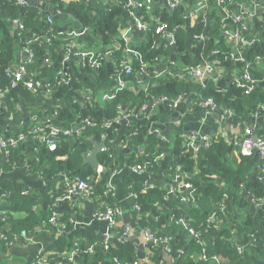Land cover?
Here are the masks:
<instances>
[{
  "label": "trees",
  "instance_id": "obj_1",
  "mask_svg": "<svg viewBox=\"0 0 264 264\" xmlns=\"http://www.w3.org/2000/svg\"><path fill=\"white\" fill-rule=\"evenodd\" d=\"M33 1H43L58 15L29 3L21 5L17 0H0V90L9 87L10 79L6 72L13 69V63L20 51L28 46L33 57V61L26 67L28 75L36 80L37 77L31 74L39 71L38 78L49 83L50 88L55 91L56 98L69 97L71 92L80 88L81 83L71 75L69 69L66 72L70 76V82L57 84L64 67L67 37L66 32L59 27L60 18L70 16L80 25L78 28L86 27L92 36L93 47L97 46L96 40L100 41V46L109 45L118 38L121 28L128 22L123 9L124 0H119L114 5L100 7L95 14H92L91 8L97 7L93 0L89 3L82 0ZM210 1L214 11L209 10L212 15L209 25L197 18L186 27L187 8L182 4L174 8L158 6L150 14L141 6L138 16H144L148 20L157 18L165 23L163 32H171L174 37L173 47L176 53L172 55V59L183 65L192 66L204 61L212 62L219 54L224 60L216 67L221 71V67L231 66L234 62L230 58L231 49L225 42L223 23L215 13L216 0ZM182 2L187 3L185 0ZM47 15L52 18L53 26L45 20ZM14 20L22 25L23 30L13 27ZM225 26L239 29L244 36L249 34L240 28V23ZM252 26L259 40L245 49L246 60L254 61L256 58L264 60V37L258 34L262 23L254 18ZM49 29L54 33L49 43L32 39L27 44L28 37L31 39L33 35H44ZM163 34L155 33L154 26H151L144 34L142 45L137 46L140 58H132L130 61L131 74L127 76L128 79L136 77L137 74H140L141 80L149 76L146 89L122 88L111 101L102 105L94 100L79 103L69 98L68 105L57 108L59 113L57 121L63 126L68 127L71 122L81 119H88L91 123L86 125L83 133L75 139L61 136L54 150H49L45 144L35 145L34 163L45 179L54 176L56 172L77 177L92 185L95 196L114 206L116 204L113 199L105 196L103 188L105 179L98 180L97 177H92L94 171L89 164L83 162V154L92 146L90 137L105 144L114 139L120 127L116 122L120 108L128 104L140 107L163 97L171 100L193 96L195 104L209 99L218 109L231 111L234 116L245 120L264 106V83L249 91L226 77L206 83H199L191 78L179 79L174 74L154 77L153 64L168 51L165 46L166 37ZM188 38L195 39L192 49H188ZM153 43L158 46H153ZM122 55L123 47L120 45L108 61L103 58L99 68L83 65L80 67L84 68L79 71L86 73L87 83L103 89L110 87L116 76L122 73L118 72ZM236 64L241 68L244 62ZM153 120L154 116L150 118V121ZM105 122H110V125L104 126ZM126 127L130 129L125 136L129 143L123 150L132 152L135 146L143 149L142 155L130 157L127 162L129 165L148 161V172L153 173L156 166L154 157L162 153L169 155L170 172L178 168L184 174L183 181L189 183L194 190L196 201L186 209L178 204L179 199L168 196L164 188L154 185L146 189L142 179H134L126 174L123 177V184L130 186V191L136 195L133 204L138 205L139 213L149 212L154 205L158 209L156 222L148 227L154 235L168 238L171 264H212L214 256L220 259L221 264H264V178L263 171L257 167L260 157L256 151L234 156L233 144L221 136L212 137L207 146H202L197 151L186 150L181 138L164 142L154 133L148 132L150 122L147 120L135 119ZM11 154L12 148L8 155L2 154L4 162L10 161ZM97 157L99 162L108 159L104 152H100ZM259 199L262 201L255 207L254 202ZM10 201L12 206H7L10 211L24 210L27 214L22 219H15L9 214L4 221H0L4 226H8L7 237L0 239V264H7L4 258L11 239L22 234L32 235L37 224L42 221L48 223L51 215L50 206H47L45 198L35 200L36 203H40L38 212H34L31 207L34 203L32 198L13 193ZM211 215H214L213 223H210ZM180 218H186L200 237L191 236L188 230L179 224ZM61 222L62 217L59 223ZM48 227L55 229L52 224H48ZM65 229L68 231L70 228L66 226ZM114 232L124 236L120 226L116 227ZM251 233L258 238L260 244L248 245L241 253L238 252L237 246L246 242ZM158 247L161 246L153 243L150 245L155 254ZM73 248L78 249L73 258L76 264H133L135 261L148 259L147 256L143 258L138 256L136 245L132 241L116 237L111 239L107 248L96 243L91 253H85L82 245L74 246L68 241L66 234H61L54 238L50 250L61 252L60 260L67 261V254ZM202 253L206 258L200 257Z\"/></svg>",
  "mask_w": 264,
  "mask_h": 264
},
{
  "label": "crops",
  "instance_id": "obj_2",
  "mask_svg": "<svg viewBox=\"0 0 264 264\" xmlns=\"http://www.w3.org/2000/svg\"><path fill=\"white\" fill-rule=\"evenodd\" d=\"M109 1L110 0H93L97 7H91L92 14L97 13L100 7H106ZM185 1L190 3L191 0ZM242 5L248 7L250 1L244 0ZM211 9L213 10V8ZM215 13L219 15L216 10ZM200 19L203 20L206 25H209L211 15L207 11L203 18L201 17ZM192 23L193 21L188 19V21H186V27H189ZM79 26L80 25L73 18H70V16H63L60 18L59 27L61 30L65 31L66 34L72 30L76 31L80 29L78 28ZM261 33V37H264V30L261 31ZM143 37L144 33L142 30L137 27H132L131 40L134 45H142ZM194 40V38H188V49H192L195 43ZM73 41L74 43L77 42L80 46L84 45L94 49H98L99 47L92 46L93 40L90 32H87L86 35L80 38H74ZM111 45H103L99 48L101 49L106 46V48L109 49L112 48L113 45ZM106 48H104V50H107ZM65 53L66 50L64 51V56ZM175 53L176 50L174 53H170L169 48L163 57L156 60L153 64V72L158 75L157 77H161L165 75L166 72L170 71V61L174 60L172 59V55ZM67 58L68 60H64V64L71 69V75H74L81 83L80 88L71 92L69 97L56 98L54 90L50 92L41 90L40 92H33L22 84L14 89L8 90L0 97V134L7 138L18 137L22 134L25 135L24 140L17 142L16 145L12 147V154L9 157V162H4V158L0 155V198L2 199L3 205L12 206L10 199L12 194L15 193L34 199V203L31 204L34 212L40 210V203H36L35 200L45 198L48 207L52 205L64 215L63 222L58 224L57 229L53 230L54 232L48 227V224L54 225V222L50 223L48 221L47 223L46 221H42L40 224H37L38 229L31 238L26 239L20 237L15 239L5 254L4 259L7 264L27 263L41 249L49 253L48 257H50L51 260H55L58 255L53 252V249L50 250V248L54 243V238L59 235L66 234L69 242H78L85 249L87 244L94 245L95 243H100L107 229V223L105 221L94 217V212L99 205L97 204V196L94 194L79 193L72 195L69 199L64 198L66 188L65 175L56 172L54 176L45 179L34 163L33 153L35 145L37 146V144L32 134L29 133V129L36 125H41L43 119L47 116H52V112L57 111L58 107L68 105L69 98H72L73 101L84 103L83 98L86 97L89 100L96 101L100 105L103 104V102L99 100L101 89L94 84L87 83L86 73L79 71V69L84 67H80V65L77 64L79 63L77 59L70 58L69 56ZM177 62L180 63L179 61ZM222 62L221 60L220 63L216 64L220 65ZM38 72L35 77L39 76ZM263 72L264 63H261L257 68L252 67L250 70V73L258 79L263 77ZM221 74L222 77L229 79L234 75H239L240 68L237 67L236 63L228 67L223 66L221 67ZM212 80L216 81L217 79ZM92 81L94 82V79H92ZM122 81L126 82L130 80H128L126 76L122 77ZM115 82L114 80L112 85ZM131 87L133 88L135 86L132 85ZM126 107L128 108V106ZM121 112L124 111H119L118 117L120 118L122 116ZM153 113L155 120L151 121L150 127L153 129V133L164 142L176 138H181L183 141V137L195 133L208 135L210 138L221 136L233 144L232 153L235 156L237 155L239 140L247 135L245 129L250 128L254 134L264 136V110L250 114L245 120L236 116H230L221 121L219 118H215L212 113H207L205 109L195 104L193 96H189L184 98V101L175 107L167 103H160L155 106ZM57 119L58 116L56 115L54 121H57ZM117 130L114 139L105 144L107 150L101 151L106 153L108 159L105 162H99L101 169L104 165L108 167L107 173L111 176L108 178L100 171L97 178L98 180L104 178L105 185L107 183L111 185L114 194L108 195L107 197L113 199L112 201L120 206L123 211L127 210L129 213L130 218L128 222H124L121 217L120 228L123 229V235L127 234L130 236L137 231L138 239L142 241L143 230L150 224L156 222L158 209L155 205L152 206L149 212L145 213H139L133 209V200L129 195L130 186L123 184L124 174L121 173L124 169H130V166H132L127 163L130 157L135 158L136 156L142 155L143 149L140 146H135L132 152H125L123 149L129 143L125 136L130 129L126 127V125L122 127L121 123ZM169 160V155H164L154 160L156 166L153 173L151 172L149 175L150 187L157 185L165 189L170 184L178 186L180 181L184 183L182 171L176 169L175 172H170ZM114 171L116 172L114 173ZM178 174H182L180 181H173L174 177H179ZM184 193L186 195L189 194V190L185 189ZM195 201L196 200L191 197L188 198L187 202L182 200V202L178 204L187 209L188 206L195 203ZM26 214L27 212L24 210L12 209V211H10V215L15 219H22ZM66 226L70 228L68 231L65 229ZM143 252V257H148V259L145 260L147 264H168L167 257L162 247H158L156 254L150 249V245L144 247Z\"/></svg>",
  "mask_w": 264,
  "mask_h": 264
},
{
  "label": "built area",
  "instance_id": "obj_3",
  "mask_svg": "<svg viewBox=\"0 0 264 264\" xmlns=\"http://www.w3.org/2000/svg\"><path fill=\"white\" fill-rule=\"evenodd\" d=\"M90 0H85V2H89ZM244 1V0H243ZM243 1L238 0H216L215 10L219 13V17L221 18V21L223 23V34L225 37L226 44L230 47L231 53L230 58L234 63L236 62H244L243 66L240 68V74L237 76H232L229 78L233 83H235L237 86L244 87L247 90L251 91L253 89H256V87H259L262 83H264V72L263 77L261 79H258L254 77L250 70L252 67L257 68L261 63H264V60H261L259 58H256L254 61H247L245 57V49H247L249 46H251L255 41L259 40V36H257L254 33V29L252 26V21L254 18H257L262 23L261 30L258 31V34L262 35L261 31L264 30V1H250V5L248 7H244L242 5ZM17 2L21 5H25L28 3L27 0H17ZM119 0H110L109 5H114L118 3ZM158 3V4H157ZM184 5L187 9L186 16L189 20L194 21L197 18H203L204 14L212 8V3L210 0H191L190 3L184 4L182 0H124L123 3V9L125 15L128 17V22L121 28L119 32V36L117 39H114L112 43L109 45L112 46V48H90L86 47L84 45H76L74 43V38H80L83 35H86L88 29L86 27L80 28L78 30H72L67 34L66 37V53L64 56V60H68V56L70 58L77 59L79 63H77L80 66L87 65L90 68H99L101 65V62L103 58H105L107 61L111 58L113 52L117 49H119L120 45L123 47V55L121 57V62L118 64L120 70L118 69V72L122 71V73L118 74L115 78V83L106 88H100L101 93L99 96V100L103 102L111 101L117 91L121 90L122 88H131L132 85L138 88H144L146 89L148 83H149V76H146V78H140V74H137L136 77L132 79H128L130 81L123 82L122 77H126L131 74V63L130 61L132 58H140V52L137 49L138 45H134L131 40V29L132 27H137L138 29L142 30L143 33H147L149 29H151V26H154L155 33H164V26L165 23L157 18H154L152 20H147L144 16H138V10L141 6H143L148 13L150 14L155 8L158 6L166 5L170 8H174L178 5ZM220 11V12H219ZM236 11V12H235ZM54 13V10L52 11ZM210 13V12H209ZM54 15H58L55 14ZM211 15V14H210ZM212 17V15H211ZM249 17L252 18V20H249ZM144 18V19H143ZM45 20L47 23L53 26L52 18L47 15L45 17ZM13 23L17 24V27H19L21 30H23V27L20 23H18L16 20L13 21ZM240 23V28L244 31H248L249 34L247 36H244L239 29L237 28H228L225 26V24H230L231 26L233 24ZM61 33V32H60ZM166 38L167 44L165 45L167 49L171 48L174 43V37L171 32H165L163 34ZM54 37V33L51 29L44 34V35H33L32 38L28 37L27 44L32 39H40V41L44 43H49L50 40ZM68 38V39H67ZM202 38V36H200ZM30 39V40H29ZM153 46H158V44L153 43ZM106 48L107 50H104ZM71 55V56H70ZM220 57V58H219ZM219 60L221 62L222 57L221 55L217 54L216 58L212 61H204L201 64L198 65H183L182 63H178L175 60L170 61V71L166 72V74H174L179 79H187L191 78L196 82L199 83H206L207 81H210L212 79H218L222 77L221 71L217 69L216 60ZM224 60V59H223ZM222 60V61H223ZM33 61L32 52L31 49L27 46L24 49H22L18 55L17 60L13 63V69L6 72V75L9 77V87L0 90V97L2 94L7 92L10 89H14L18 87L19 85H24L28 89H30L33 92H50L53 90L50 88V85L48 82H45L43 79L38 78L36 80H33L29 75L27 71V65ZM66 70H69V67L64 64V67L61 74V79L57 82V84L66 83L68 84L70 82V76L66 72ZM154 77H157L158 75L154 73ZM32 76L33 73L31 74ZM35 77V76H34ZM84 102L88 101L89 99L84 97ZM184 101V98L177 97L174 99H168V98H158L153 103L143 104L140 107L132 106L131 104H128V108L126 106L119 109L123 110L124 112H121V118L117 116L116 122L121 124L122 121H125V124L128 125L129 122L135 120V119H144L151 123L150 118L153 116V110L156 105L160 103H167L171 106H177L180 103ZM199 107L205 109L207 113L211 114L215 111L219 112L218 118L223 121L225 118L234 116L231 111H222L217 108V106L211 101L206 100L199 102L197 104ZM135 107V108H134ZM261 110H264V106H261ZM118 111V113H119ZM58 116V111H53L52 116H47L43 119V122L41 125H36L29 129V133L32 134L33 139H35L36 144H45L49 150H54L57 147V142L60 140L61 136L68 137L70 139H75L78 137L81 133H83L84 128L86 125H89L91 122L88 119H81L79 121H73L70 123V126L66 127L61 125L59 122L54 121V117ZM119 115V114H118ZM110 122H105L104 126H109ZM148 132L153 133V129L149 127ZM245 135L241 140H239V146L237 149V155L238 154H250L254 151H256L260 157V160L257 164V167H260L263 171V178H264V136L263 135H257L256 137H253L254 133L253 131L248 128L245 129ZM25 135L22 134L18 137H3L0 134V155L5 154L8 155L10 149L14 145H16L17 142H21L24 140ZM212 141V138H210L208 135L204 134H190L183 137V146L186 148V150H193L197 151L202 146H207ZM88 155V151L85 153ZM164 154H158L154 157L153 160H156L160 157H163ZM100 165V164H99ZM148 166L149 162H142V164H136L130 166V169L135 171L138 174H144L149 176L150 172H148ZM179 170L178 168H176ZM175 169V170H176ZM174 170V172H175ZM101 171V165L98 167L97 171L94 172L92 175L93 178L97 177V175ZM116 171H114L115 173ZM65 175V174H64ZM177 176V175H176ZM178 178L174 177L175 182L180 181L182 178V174H178ZM184 176V174H183ZM66 178V188L64 193V198L69 199L72 195L79 194V193H86V194H94L93 187L89 182H86L84 180H80L77 177L74 176H67ZM98 179V178H97ZM144 181V186L146 189L150 188L149 180ZM184 182V181H183ZM181 183V184H180ZM152 187V186H151ZM104 192L105 196L114 194V191L111 188V185L108 183L105 185ZM130 189V188H129ZM185 189L189 190V194H185ZM166 193L171 196L179 199L180 202L182 200L187 202L188 198L196 199L194 196V190L191 188V185L187 182L182 183L179 182V185H173L170 184L166 188ZM177 192L179 195H177ZM130 197L133 200L136 197V195L130 191L129 193ZM97 201L99 204L98 208L94 212V217L96 219L103 220L107 223V229L105 230L103 234V238L100 242V244L107 248L110 244L111 239L113 238H119V239H126V235L121 236L114 232V229L116 227H119L121 224V217L123 210L120 206L117 204L112 206L109 204H106L104 200L101 197H97ZM262 200H256L254 202V206L257 207L259 203ZM183 202V203H184ZM132 207L136 211L139 210L138 205L133 204ZM51 215L49 216V222L53 223L55 226V229H57V226L59 224V221L61 217L63 218V213L58 211V209L54 206H50ZM10 214L9 209L6 205H3L2 199L0 198V221H4L5 218H7ZM214 221V215H211L210 217V223H213ZM179 224L182 225L184 229H187L188 232L191 234V236H198L194 231V229L189 224V221L186 218H180ZM38 227L36 226L34 229V233L37 231ZM8 230V226H4L3 223H0V239H4L6 236ZM52 230V229H51ZM53 231V230H52ZM54 232V231H53ZM33 233V234H34ZM32 234V235H33ZM26 236L24 234L20 236H16L13 239H11L8 242V247L13 244V241L15 239H18L20 237H24L26 239H29L32 237ZM128 236V235H127ZM142 242L147 243L150 242L151 244H157L160 245L163 248V252L165 253L167 257L168 264L172 263V257L169 254L170 248L168 245V238H161L157 235H154V233L149 229V227L144 228L143 235H142ZM254 243L257 245L260 244L258 241V238L253 234H249V239L242 244L237 246L238 252H242L246 246L248 245H254ZM96 244V243H95ZM95 244H90L88 247H86L83 252L85 253H91L93 248L95 247ZM74 246H81L78 242L73 243ZM78 252L77 248L71 249L67 254V261H61L60 257L62 256L60 253L57 254V258L55 260H51L50 257H48L47 252L44 250H39L32 259H30L27 264H76L74 261L75 253ZM201 258H206L205 255L202 253L200 255ZM141 258V257H140ZM143 258V257H142ZM133 264H147L146 261H135ZM212 264H221L220 259L217 256H214L212 258Z\"/></svg>",
  "mask_w": 264,
  "mask_h": 264
},
{
  "label": "water",
  "instance_id": "obj_4",
  "mask_svg": "<svg viewBox=\"0 0 264 264\" xmlns=\"http://www.w3.org/2000/svg\"><path fill=\"white\" fill-rule=\"evenodd\" d=\"M27 1H28L29 4L39 6V7H41L44 10H50V11H53L54 10V9H52V7H48V5L45 4L43 1H33V0H27ZM249 20H252V18L249 17ZM13 27L14 28L17 27V24L16 23H13ZM174 52H175V49H174L173 46H171L170 53H174ZM215 62L216 63H220V61L218 59ZM37 72L38 71L33 72V75L36 76L37 75ZM212 115L215 118H218L219 112L218 111H215L214 113H212ZM131 121H132V119H131ZM121 123H122V127L124 125H126L125 124V121H122ZM256 136H257L256 134L253 135V137H256ZM90 140L92 141V146L88 150V155L87 154H83V162L85 164L86 163L89 164L92 167L93 171L96 172L97 169H98V167L100 166L99 165L100 163L98 161L97 155H98L99 152L107 150V147H106V145H105V143L103 141H100V142L94 141L93 137H90ZM107 171H108V167L106 165H104L102 167V169H101V172L103 174H105L106 177L109 178L111 175L109 173H107ZM121 174H129L134 179H140V178H142L145 181H148L150 179V176H147V175H144V174H142V175L141 174H138L135 171H133L132 169H124ZM129 218H130V216H129L128 211L127 210H124L123 213H122V219H123V221L124 222H128L129 221ZM126 239L132 241L136 245L137 254L141 258L144 255V252H143L144 247L151 245L150 242L144 243L140 239H138V233H137V231L133 235H130V236H127L126 235ZM89 245L90 244H87L86 247H88Z\"/></svg>",
  "mask_w": 264,
  "mask_h": 264
},
{
  "label": "rangeland",
  "instance_id": "obj_5",
  "mask_svg": "<svg viewBox=\"0 0 264 264\" xmlns=\"http://www.w3.org/2000/svg\"><path fill=\"white\" fill-rule=\"evenodd\" d=\"M100 44H101V43H100V41H99V40H96V41H95V45H97V46H100ZM76 45H78V43H77V42H76ZM178 203H180V201H179Z\"/></svg>",
  "mask_w": 264,
  "mask_h": 264
}]
</instances>
